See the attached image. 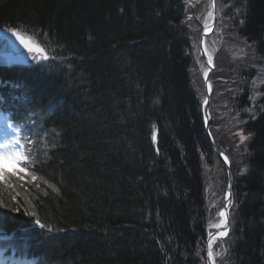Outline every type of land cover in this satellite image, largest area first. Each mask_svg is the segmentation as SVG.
<instances>
[{
  "label": "trees",
  "instance_id": "1",
  "mask_svg": "<svg viewBox=\"0 0 264 264\" xmlns=\"http://www.w3.org/2000/svg\"><path fill=\"white\" fill-rule=\"evenodd\" d=\"M216 6L209 131L234 205L214 263L264 264V0ZM209 16L210 0H0V26L49 57L0 68V113L28 158L25 174L0 173L1 249L37 264H206L205 195L224 186L204 132Z\"/></svg>",
  "mask_w": 264,
  "mask_h": 264
},
{
  "label": "bare ground",
  "instance_id": "2",
  "mask_svg": "<svg viewBox=\"0 0 264 264\" xmlns=\"http://www.w3.org/2000/svg\"><path fill=\"white\" fill-rule=\"evenodd\" d=\"M0 130H1L0 131V168H6V169L16 168L18 162L20 161L21 155L20 152L16 149V146L14 144V137L12 133L8 131L7 128L1 126ZM222 165L224 171H227L228 168L229 172L232 173L231 167L229 165H225L223 163ZM226 185L224 184V186ZM224 186H218L211 183V185H209V189L213 191H219L224 189ZM233 205H234V196L231 197V201L228 204V212L231 213V209ZM251 220L253 221L254 217H252ZM229 222H231V220ZM221 223L222 220L220 221V224Z\"/></svg>",
  "mask_w": 264,
  "mask_h": 264
},
{
  "label": "water",
  "instance_id": "3",
  "mask_svg": "<svg viewBox=\"0 0 264 264\" xmlns=\"http://www.w3.org/2000/svg\"><path fill=\"white\" fill-rule=\"evenodd\" d=\"M216 24V10H215V0H212V23H211V26L208 28L209 30L212 29ZM205 35V33H203L200 37V48H201V55H202V58L204 59L206 65L208 66L209 68V72L206 74L205 76V79H204V88H205V93H206V102H205V107H204V112H205V117H206V129H207V123H208V118H207V109H208V100H209V93H208V89H207V82H208V78H209V75H210V72L212 71V66L208 63V60L207 58L205 57L203 51H202V37ZM208 138H209V135H208ZM210 140V138H209ZM210 143L211 145L213 146L214 150L216 151V153H218V155L220 156V158L224 161L225 163V158L224 156L222 155V153L214 146L213 142L210 140ZM225 165H227L225 163ZM231 176H230V172L227 168V185H226V198H225V204H224V207H223V211H222V215H223V218H224V221H225V224L224 226L221 228V229H218L217 231H215L214 233H211L210 235L207 236L206 238V262L207 264H211L209 259H208V250H207V247H208V243L210 241V239H212L213 237H217L218 236V233L221 232V231H224V230H227L228 229V204L230 203L231 201V197H232V193H231Z\"/></svg>",
  "mask_w": 264,
  "mask_h": 264
},
{
  "label": "rangeland",
  "instance_id": "4",
  "mask_svg": "<svg viewBox=\"0 0 264 264\" xmlns=\"http://www.w3.org/2000/svg\"><path fill=\"white\" fill-rule=\"evenodd\" d=\"M0 39L5 44H7L8 49H9V51L4 54V56H5L4 61H5L6 64H10L11 59L14 56V53L12 52L14 49H17L18 50V49H22V48H24V47L27 46V44H26L25 41H23L21 39H18L16 35L11 34V33H3V32H0ZM0 49L1 50H5V48L3 46H0ZM12 64H22V63H20V62H13ZM257 78H259V81H260L259 82L260 83L259 84V87H260V85L261 86H264V63L260 65ZM1 169H4V168H1ZM221 175H222V173H216L213 177H214V179H217L218 180ZM222 205H223V202L222 201H216L215 203L212 204V206H213L212 207V211L214 213V216H211L210 215V208H208V217L210 218V223H209L210 228H211L212 221H213L214 227L215 228L217 227L216 224L218 223V220H219V218L217 219V216H218V212L221 209ZM216 211H217V214H216ZM210 243L213 245L214 242L211 241ZM223 252L224 251H217V254L213 256V259L215 257H219L220 255H222Z\"/></svg>",
  "mask_w": 264,
  "mask_h": 264
}]
</instances>
